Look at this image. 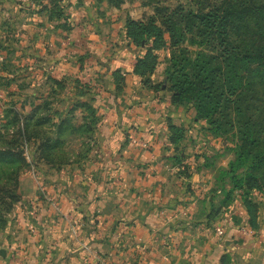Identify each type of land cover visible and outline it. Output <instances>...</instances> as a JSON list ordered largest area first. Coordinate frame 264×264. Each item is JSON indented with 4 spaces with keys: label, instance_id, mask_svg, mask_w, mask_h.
<instances>
[{
    "label": "crops",
    "instance_id": "crops-1",
    "mask_svg": "<svg viewBox=\"0 0 264 264\" xmlns=\"http://www.w3.org/2000/svg\"><path fill=\"white\" fill-rule=\"evenodd\" d=\"M93 31L92 42L77 38L83 48L70 46L71 55L58 62L79 63V54H86L106 68L96 73L106 83L98 100L104 103L100 133L106 144H99L87 173H73L70 181L58 177V193L47 196L52 206L45 201L37 214L23 218L18 227L30 232L0 250V264H264V224L252 232L239 223L235 207L207 223L203 211L211 194L201 185L207 178L192 172L199 160H188L190 181L179 176L174 148L163 135L174 116L169 101L144 98L140 78L130 74L141 49L128 47L124 30ZM88 41L92 51L82 54ZM117 70L130 80L116 93L110 73ZM128 135L153 144H131Z\"/></svg>",
    "mask_w": 264,
    "mask_h": 264
},
{
    "label": "rangeland",
    "instance_id": "rangeland-1",
    "mask_svg": "<svg viewBox=\"0 0 264 264\" xmlns=\"http://www.w3.org/2000/svg\"><path fill=\"white\" fill-rule=\"evenodd\" d=\"M74 1L79 4V9L74 8ZM49 2L50 0H0V149H10L14 156L24 159V163L19 164L15 161L17 159L0 161V250L10 248V244L13 241L16 242V238L27 231L30 232L27 225H25L26 229L18 227L21 226L23 218L37 214L45 201L49 203L50 209L52 202L47 196L58 193V177L68 175L70 178L67 176L66 179L70 181L73 173L85 174L87 168L89 167L90 170L93 165L89 161L99 154V144H106V137L101 136L104 131L102 132L100 128L103 125L100 109L104 103L98 101L103 95L106 83L103 80H97L96 76L98 71L104 72L106 68L103 67L101 70L94 57L90 58L89 55L86 57V54H79L80 57H78L81 58L79 63L73 62L68 66L61 61L58 62L59 59L67 54L71 55L70 46L75 47L77 38L80 41L88 37L92 42L93 30L96 28H101L107 33L109 30L123 31L128 19L140 21L153 14V8L143 7L140 0L125 2L119 8L108 5L106 0H56V3L51 4ZM162 2L169 7L178 4L192 7L190 0H162ZM41 4L47 5V9L41 8ZM58 7L60 15H58ZM90 11H92L91 14ZM82 12H86L85 17H80ZM122 35L118 36L121 40L124 38ZM79 41L76 47L83 48L79 45ZM89 41V47L81 49L82 54L91 50L92 44ZM157 55L158 64L149 81L151 85L160 86V91L154 92L151 88L145 87L142 79L140 80L144 86V98L163 100L166 97L168 99L170 95L166 92L168 83L165 76L169 52L162 50L157 52ZM72 68L81 70L76 73L71 70ZM121 75L124 78L122 88L124 90L130 79H126V73ZM48 78L61 80L65 83L64 89L60 90L58 86L52 88ZM75 81H78L79 85L81 83L88 86L91 90L88 96L94 99L87 100V95L80 98L81 103L91 104L97 112L98 120L91 132L81 127L86 125L83 118L87 115L82 113L83 109L75 100L76 96L80 97ZM113 86L115 87L114 84ZM162 96L163 98H160ZM37 105L40 108V114L42 116L46 114L52 122L43 127L36 125V122H32V125H36L33 126L34 128L39 127L44 130L50 138H56L53 124L58 125L61 120L69 119L72 126L70 129H65L63 134H58V144H54L57 148L54 154L47 153V158L42 154L40 141L35 139L26 141L21 131L25 124L23 118L27 117ZM167 106V111L175 114L173 118L166 121L165 130L162 129L167 139L165 144H169V122L184 129L185 138L174 155L178 153L183 155V162L186 165L189 159H194L196 163L199 160L200 168L192 172L207 178V181H202L201 185H206L205 189L211 194L212 200L214 194L211 191L221 189L219 188L221 184L216 181L218 171L226 170L229 162L233 161L235 153L230 150L236 144H232L231 139L226 142L211 136L206 131L204 121H194L195 111L190 107L174 108L170 102ZM44 109L49 111L46 112ZM15 115H18L16 125ZM142 138L128 135L127 140L131 144H153ZM183 144H185L184 147ZM205 158L211 166L204 168ZM7 166H13V169H9L7 173L3 172L2 169ZM93 172L95 171L91 170L90 173L94 174ZM10 173L13 174L11 178ZM221 186L224 188L223 191L231 188L228 180ZM223 195L224 193H218L216 200L213 199L216 206ZM251 195L262 206L257 229L253 230L249 226V217L243 208L240 192L234 193V202L228 208L238 209L236 215L239 223L248 226L255 233L264 224V197L256 191H252Z\"/></svg>",
    "mask_w": 264,
    "mask_h": 264
},
{
    "label": "trees",
    "instance_id": "trees-1",
    "mask_svg": "<svg viewBox=\"0 0 264 264\" xmlns=\"http://www.w3.org/2000/svg\"><path fill=\"white\" fill-rule=\"evenodd\" d=\"M106 1L119 8L134 0ZM140 1L143 7H152L153 14L140 21L128 19L125 23L128 47L144 50L130 74L142 79L145 87L159 92L160 86L151 85L149 79L158 64L157 52H169L165 76L170 105L174 108L190 107L195 111L194 121H204L211 136L226 142L231 139V143L236 144L230 150L235 153L233 161L226 170L218 171L216 179L221 185L228 180L231 188L223 191L220 185L221 189L212 190L214 196L203 216H206L207 223L218 220L233 204L234 193L238 191L249 217V226L257 229L262 206L251 193L256 191L264 197V0H190L192 7L182 4L169 7L162 0ZM52 2L56 3V0H50L49 4ZM40 6L47 9V5ZM112 77L115 91L121 92L124 78L120 71H114ZM48 82L52 88L64 89L65 83L61 80L48 78ZM75 82L80 93L75 100L83 109L82 113L87 115L83 118L86 125L81 127L91 132L98 120L97 112L91 104L81 103L80 98L87 95V100L94 99L88 96L91 91L88 86ZM39 111L37 105L23 118L25 124L21 131L26 141H40L42 154L47 158L57 148L54 144H58V134L72 126L69 119L53 124L56 138L52 139L39 129L52 120ZM32 122L40 126L34 128L36 125ZM168 131V143L176 152L185 138V131L170 122ZM14 159L18 164L24 163V159L14 156L12 150L0 149V161ZM172 159L179 176L190 181V169L184 164L183 155L178 153ZM209 166L211 164L205 158L204 168ZM9 169L12 170L13 166L2 170L7 173ZM9 177L13 174L10 173ZM217 193L224 195L216 206L213 199Z\"/></svg>",
    "mask_w": 264,
    "mask_h": 264
},
{
    "label": "built area",
    "instance_id": "built-area-1",
    "mask_svg": "<svg viewBox=\"0 0 264 264\" xmlns=\"http://www.w3.org/2000/svg\"><path fill=\"white\" fill-rule=\"evenodd\" d=\"M142 147H143V148H147V144H142ZM216 233H217V235H218L219 237L223 236L222 229H220V228H217V229H216Z\"/></svg>",
    "mask_w": 264,
    "mask_h": 264
},
{
    "label": "water",
    "instance_id": "water-1",
    "mask_svg": "<svg viewBox=\"0 0 264 264\" xmlns=\"http://www.w3.org/2000/svg\"><path fill=\"white\" fill-rule=\"evenodd\" d=\"M1 254H4L2 251L0 252Z\"/></svg>",
    "mask_w": 264,
    "mask_h": 264
}]
</instances>
